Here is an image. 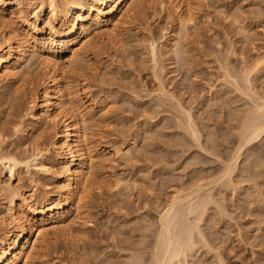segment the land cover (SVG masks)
Listing matches in <instances>:
<instances>
[{"label":"rangeland","instance_id":"obj_1","mask_svg":"<svg viewBox=\"0 0 264 264\" xmlns=\"http://www.w3.org/2000/svg\"><path fill=\"white\" fill-rule=\"evenodd\" d=\"M165 1L166 9L161 10L156 3L149 2V8L139 16L138 22L134 20L132 24L117 28L112 32L113 36H109L111 39L107 36L100 37V41L97 39V44L100 42L103 48L96 56L91 53L84 55L83 68L78 71L89 77L88 84L79 80L82 77H78V72L69 76L68 82L74 94L73 106L77 110L85 112L91 103L95 112L106 109L103 116L99 113L94 120H89L93 122L92 125L88 123L87 128L92 136L89 135V153L99 164L92 169L89 191L82 192L85 197L82 194L84 199L80 203L79 214L70 223L71 232L55 236L48 234L46 243L49 245L36 264H132L135 257L140 261L134 264H148L150 247L158 230V217L168 207L172 196L183 190L195 189V185L201 182L202 185L209 181L211 184L220 175L222 161L234 152L240 154V168L233 176L239 185L237 189L231 187L232 190L230 186L223 187L216 182L209 185L217 206L220 204L227 214L217 210L220 206L216 208V205L207 204L208 211L199 226L208 243L197 241L200 245L187 261L188 264H222L220 261L224 264H264V139L237 151L238 137L235 134L239 130L238 124L245 110L252 108L253 102L230 85L228 76H223L227 71L235 76L249 69L257 60L261 76L257 73L252 78L257 91L264 95V0H184L191 7L195 30L189 29L190 38L185 40L187 43L184 41V51L178 57L171 53V46L164 48L161 45L164 37L176 28V17L169 9L171 7L168 8L172 0ZM233 20H239L245 26L244 33L248 36L237 33ZM151 39L156 40L158 50L162 49L156 63L158 68L149 56ZM34 66L31 79L41 72L38 66ZM156 70H163L161 82H164L166 92L173 93L184 108L191 110L201 136L200 143L189 136L186 120L176 109L175 102L164 96L161 98L155 74L161 75ZM26 81H23L25 84L21 80L16 87L27 91L32 82ZM1 84L0 91L4 83ZM33 88L40 93L39 87L35 85ZM1 94L0 133L5 136L0 135V139L5 150L15 151L19 143L27 141V138H22V133L14 135L13 129L20 122L23 134L32 132L36 138L40 131H29L32 124L26 113L30 95L21 93L14 98L12 94ZM46 134L41 140L49 144L52 142V130ZM134 139L137 151L133 152L131 160L109 155L113 146L126 148ZM27 144L30 148L29 142ZM259 172L262 173L257 177ZM32 173L20 168L13 185L19 181L24 189L37 194L44 185L53 187L51 177L40 172L38 175ZM251 175L257 180L251 179ZM189 186L191 188H187Z\"/></svg>","mask_w":264,"mask_h":264},{"label":"bare ground","instance_id":"obj_2","mask_svg":"<svg viewBox=\"0 0 264 264\" xmlns=\"http://www.w3.org/2000/svg\"><path fill=\"white\" fill-rule=\"evenodd\" d=\"M155 1L0 0V85L4 83L2 91L0 92L5 96L12 94L14 98L21 95V93L24 96L30 95L31 100L28 102L29 108L26 113V116L30 118L32 124L29 131L39 129L41 132H39L36 138L32 135V132L28 135L23 134L24 131H22V123L20 122V124L13 129L14 135L22 133V138H27L26 142H29L31 147L27 148L28 144L26 142L19 143L17 146L15 145V151H13V148L12 151L10 149V151L5 150L3 148V140L0 139V264H36V260L43 256L44 248H47L48 243L46 242H48V239L46 241V236L48 234H53L55 236L58 233L66 232L64 234H67L70 231V223L73 222L72 219L76 218L75 215L78 213L80 203L85 197L84 193L89 191L88 188L90 186L88 185L90 184H88V182H90V176L94 172L92 169L95 165L99 164L96 157L89 153L91 135L88 134L87 131V128L89 129L88 123L91 124L93 121L90 122L89 120H94L99 113V115L103 116L106 109L101 108L99 112H95L92 106L93 104L91 103L85 112L77 110V108L73 106L74 94L68 82L69 76H71L70 74L73 72L77 73L82 70L84 65L82 61H85L83 60L84 55L91 53L96 56V53H99L103 48L100 47V42V45L97 44L98 40H101L100 37L103 39V37H109L111 34L113 36L112 32L117 30V28L132 24L134 20H139V16H142L149 8V2L156 3L161 10L162 8L166 9V1L157 0L159 3ZM169 1L170 0H168V2ZM154 3H152L153 6H155ZM158 6L156 11L159 10ZM168 8L170 11L172 10L171 12L174 13L176 17V28L172 33L164 37V43L161 45L164 46V48H169L171 46V53L173 56L178 57L184 51L182 47L184 41L189 37V29H194L191 18V7L188 3H185L184 0H172ZM236 15L237 14H235V16ZM234 20L232 23L234 25L236 24L237 33L240 35L243 34L242 36L244 37L248 36L244 33L246 32L245 26L243 27L239 20H236L239 22ZM189 38L187 40H189ZM149 48V56H151V61L154 62L153 65H155L160 59V50H158L159 48L156 40L151 39ZM160 52H162V49ZM252 64L253 65L249 69L241 70L242 72L235 76L233 74L234 77L230 75L228 71L227 73L222 71L226 74L223 76H228L227 78L230 80V85H233L235 89L239 90L240 94L243 92L253 102L251 109L245 110V113L242 111L244 113L243 118H241V123L238 124L240 125L238 126L239 130L236 131L237 133L235 134L238 137L237 151L251 143L253 144L256 141L264 139V95L262 94L263 92L260 94L257 91L252 78L253 74H259L260 67H258L259 62L257 60ZM34 65H36V67L38 66L40 70H37L41 72H39L38 76H36L37 73L35 76L33 74L34 77L31 79L30 74L32 68L35 67ZM158 71L156 73H159L161 69L159 72ZM234 71H236V69ZM162 72L159 74L161 75ZM81 73L82 72H78V77H82L79 80L88 84L89 77L87 78L84 73L83 75ZM155 76L156 81L159 82L158 93H160L161 98L164 96L167 97L165 99L172 100L173 103L175 102L176 109L186 120L185 123L190 134L188 135L191 136V138H193L192 140L196 141V143H200L199 139L201 138H199L200 135L191 110H189V108H184L183 105L178 102L177 98L174 97L175 95H173V93L171 95L170 92H166L164 82H161L162 75L159 76L155 74ZM25 79L30 80V83L32 82V87L28 88L27 91L22 90L21 87H16L18 82L21 80L22 82L26 81ZM26 82L23 83L26 84ZM25 84L23 87L26 86ZM35 85L40 88V93L35 92L36 90L33 88ZM167 93L170 94L168 95ZM160 104L164 103L161 102ZM242 108L243 107H241V109ZM239 113L240 112H238V114ZM239 116L241 115L239 114ZM182 127L184 128V126ZM48 130H52V142L46 144L45 141L42 142L43 138L41 137L44 133H48ZM2 133L3 132H1L0 135L3 137L4 133ZM135 144L134 139L131 145L126 148L113 146L108 153L111 156L122 158L123 160H131L133 152L137 151ZM53 152L54 157H52ZM239 155H237V152H234L225 161L219 159V161H222V164L219 162L222 166V169L220 168V175L211 182L219 183L223 187L230 186V189H232L231 187L237 189L239 185L237 182H234L233 176L236 171L239 170L238 168H240ZM260 165L262 164L260 163ZM20 168H24L31 173L35 171L32 174L37 173L38 175L40 172L45 177H51L53 179V187L43 184L44 189L42 188L40 193L37 194L36 192H30L24 189L18 183L19 181L16 185H13V180L16 178ZM246 170L247 169H245V171ZM261 173L262 172H259L257 177H259L258 175ZM253 178H255V176H253ZM253 178L251 175V179ZM195 179H197V177ZM248 180L249 179H247V181ZM208 183L204 185H202V182L201 184H194L197 186L195 189L192 188L189 191V189H187L191 188L189 186L186 188L187 192H185V190L182 191L183 193L177 192V194L173 195V198L170 199L171 201H169L168 207L165 208L163 212L160 211V215L158 214V230L154 238L155 240L153 239V244L151 243L150 259L149 261L147 260L148 264H188V257H193L194 251H196L197 246L200 245H197V241L202 242V244L208 243L199 225L202 224L201 221L208 211L206 206H208L209 203L212 206L216 205V208L220 206V204L217 206L218 204L215 202V198L211 193L212 191L209 189L211 187L209 185L212 183L210 184V181ZM33 190L34 189H32V191ZM246 194L247 192L245 195ZM211 202L213 204H211ZM218 209H220L224 215L225 211H222L223 207L221 209L220 206L217 210ZM217 212L219 213V211ZM225 214L227 213L225 212ZM150 225L151 224H149V226ZM206 245L207 244H205V246ZM206 247H208V245ZM209 247L211 246L209 245ZM135 258L134 261L132 260L134 263L140 261H136ZM42 261L43 260H41V262ZM133 262L132 264H134ZM220 262L224 264L222 261Z\"/></svg>","mask_w":264,"mask_h":264}]
</instances>
